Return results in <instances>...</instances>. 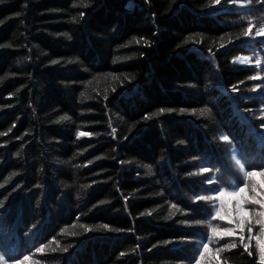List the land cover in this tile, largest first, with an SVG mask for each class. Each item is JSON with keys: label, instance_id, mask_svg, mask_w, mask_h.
Segmentation results:
<instances>
[{"label": "trees", "instance_id": "1", "mask_svg": "<svg viewBox=\"0 0 264 264\" xmlns=\"http://www.w3.org/2000/svg\"><path fill=\"white\" fill-rule=\"evenodd\" d=\"M261 25L264 0H3L0 253L40 264H196L208 231L196 222L212 211L196 197L236 178L233 148L264 159ZM201 167L213 171L190 175ZM224 199L231 209L236 198ZM172 204L181 211L170 215ZM232 239L237 248L215 254ZM255 243L249 255L225 238L207 260L260 264Z\"/></svg>", "mask_w": 264, "mask_h": 264}, {"label": "snow or ice", "instance_id": "2", "mask_svg": "<svg viewBox=\"0 0 264 264\" xmlns=\"http://www.w3.org/2000/svg\"><path fill=\"white\" fill-rule=\"evenodd\" d=\"M3 0H0L2 3ZM215 5H220L221 0H213ZM87 7V4L84 5ZM83 16V13H80ZM253 32V25L249 24L247 29L244 31V37H250ZM255 37H264V25H261L258 30L255 32ZM139 43V41H137ZM147 44L148 42L145 41ZM240 64H250L252 62L251 58L239 59ZM57 63V61H53ZM255 64L259 66L261 64L260 59L255 60ZM259 75L250 77V79H260ZM113 79H118V77H113ZM235 91V89H233ZM106 98V97H105ZM160 113H164L165 109H160ZM208 110L204 109L201 111V115H207ZM157 115V114H153ZM153 116L146 115L145 120H151ZM61 120H67L69 117L61 116ZM113 131H115L113 129ZM90 132H77V138L82 136H91ZM223 141L228 142L229 137H221ZM262 146H264V136H262ZM232 160L236 167V178L230 181L228 184L223 186H217L212 189V194L210 195H200L196 197L199 201L211 202L212 211L210 213V221H198V224H208V231L205 235V241L202 242V246L197 249L199 258L196 259V264H220L218 260H207V253L210 250L209 246L213 243H219L220 240L225 238H236L238 237L239 245L243 247L245 252L249 251L252 241L255 239V247L259 254L260 264H264V187L258 185L257 182L253 179L255 176L259 175L264 179V159H261L259 163L246 160L238 151L233 148ZM251 168L252 170H248ZM259 168V171L256 169ZM213 170L208 167H201L198 173H190V175H198L203 173H210ZM208 183H216L214 178H209ZM250 193V194H249ZM226 196L235 197L236 199L232 202V207L229 209L228 203L224 199ZM2 203V202H0ZM100 203H105L101 201ZM252 205L253 207L249 208L248 206ZM258 206V207H256ZM181 211V209L176 205L172 204L169 208V214L174 215L175 212ZM211 221H226L227 227H221L219 225H211ZM255 226H259V232L254 236L253 229ZM85 232H90L98 229H93L87 225H80ZM107 231H120V229L111 228L107 224L98 226ZM66 231V230H65ZM245 231H247V238L245 236ZM75 235V233H72ZM47 245L37 247L35 253L44 254L45 248ZM238 247L236 239L230 240V242L225 243L221 247L214 249L215 254H221L226 251H230ZM67 248H64L63 251H67ZM55 251V249H53ZM8 261H12L13 264H40L39 259H33L30 255L12 256L7 252L0 253V264H8Z\"/></svg>", "mask_w": 264, "mask_h": 264}]
</instances>
